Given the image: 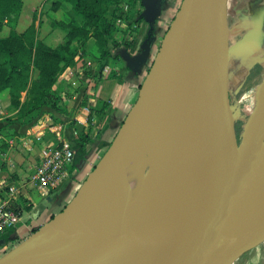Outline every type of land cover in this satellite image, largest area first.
Segmentation results:
<instances>
[{"label":"water","instance_id":"obj_1","mask_svg":"<svg viewBox=\"0 0 264 264\" xmlns=\"http://www.w3.org/2000/svg\"><path fill=\"white\" fill-rule=\"evenodd\" d=\"M140 1L149 31L137 54L124 51L121 57L133 72L143 64L149 63V68L118 132L140 120L154 77L166 64L188 114L187 127L181 129L182 146L189 148L192 136L198 151L194 150L187 167L195 176L170 187L156 204L155 236L130 232L112 248L109 264H230L248 246L264 239V209L236 233L223 231L248 158L264 148V110L236 144L228 89L227 0H181L152 60V32L162 0ZM41 259V254H34L16 264H36Z\"/></svg>","mask_w":264,"mask_h":264},{"label":"bare ground","instance_id":"obj_2","mask_svg":"<svg viewBox=\"0 0 264 264\" xmlns=\"http://www.w3.org/2000/svg\"><path fill=\"white\" fill-rule=\"evenodd\" d=\"M263 110L264 74L233 108L232 121L236 126L242 124V137ZM187 116L168 76V67L162 64L148 91L140 120L118 132L69 206L68 216L56 219V215L45 229L42 227L1 258L0 264H16L34 254L42 255L36 264H109L112 248L130 232L155 236L156 204L170 187L176 188L195 176L187 168L194 150L198 151L195 138L190 136L189 148L181 142ZM262 209L264 148H259L248 158L226 212L223 231L236 233Z\"/></svg>","mask_w":264,"mask_h":264},{"label":"crops","instance_id":"obj_3","mask_svg":"<svg viewBox=\"0 0 264 264\" xmlns=\"http://www.w3.org/2000/svg\"><path fill=\"white\" fill-rule=\"evenodd\" d=\"M28 1L32 2V0ZM44 1L36 5L34 3L27 5L26 1L22 0L21 10L15 22L12 23V28L18 33L24 32L32 24L35 16L34 23L39 38L48 46L55 47L63 41L66 31L60 26L52 25L51 21L62 19L67 9L64 2L58 9H52V4L55 2L53 0L49 3V8L55 17L48 16V21H45L41 15ZM138 1L142 5L141 1ZM69 5L71 9V4ZM179 5V0H162L160 14L152 32L154 41L150 48L151 53L154 52L159 38L168 28ZM122 12L125 13L124 6ZM22 19L25 20V27H19ZM263 20L264 0H227L228 36H230V30L233 31L239 27L242 35L238 41L244 42L245 49L251 50L249 55L259 54L261 57L264 54L263 50H256L253 47L256 44L254 43L256 34L262 33L256 29ZM118 21L120 22L117 26L119 30L114 38L119 43V47L122 48L128 41L130 46L127 51L132 55L137 54L145 38V31L149 27L148 23L142 16V21L136 23L135 31L130 36L127 30L130 19L125 15ZM10 28L11 25L5 24L0 31V36H7ZM94 43L95 40L92 37L86 41L87 53L94 51ZM108 49L114 53L111 44ZM108 58L101 61L89 60L86 55L78 59L73 67L64 70L55 84V90L61 97L60 109L46 107L30 123L7 122L6 118L13 116L17 110L10 104L9 90L0 91V188H5L12 183L19 185V192L12 201L13 207L19 213V221L10 235V240L25 236L32 228L45 223L61 201H65L73 194L74 189L77 188L78 179L88 174L87 170L103 149L102 142L108 140L111 134L118 130L134 104L139 85L143 80L142 74L130 70L122 57L118 60ZM104 104L106 117H110L104 128L99 129L95 118ZM39 119L43 123L42 127L35 125ZM48 127L51 130H48ZM83 133H89L94 140L87 147L85 159L80 161L76 169H72L71 165L68 166L53 189L47 192L40 190L33 182L32 175L38 163L41 148L49 143L57 144L59 139L72 143L76 135ZM26 206L30 208L26 209ZM48 223L49 221L42 227L44 228ZM235 261L230 264H234Z\"/></svg>","mask_w":264,"mask_h":264},{"label":"trees","instance_id":"obj_4","mask_svg":"<svg viewBox=\"0 0 264 264\" xmlns=\"http://www.w3.org/2000/svg\"><path fill=\"white\" fill-rule=\"evenodd\" d=\"M66 1L71 4L72 16L51 21L52 25L60 26L66 31L63 41L51 47L36 36L35 16L32 24L24 32L18 33L12 28V23L21 10L22 0H0V31L5 24L11 25L9 34L5 37L0 36V91L9 90L10 104L17 110L12 116L13 121L30 123L46 107L60 109L61 97L55 90L58 76L67 68L73 67L78 59L87 55L85 44L89 38L95 40L93 54L98 61L108 57L121 59L122 52L127 51L130 46V42L127 41L120 48L114 38L118 32L117 21L125 16L122 12L124 0ZM59 5L60 3L55 0L52 9H58ZM135 21L141 22L142 17L138 16ZM109 44L112 45L114 53L108 49ZM31 66L36 68L37 76L28 81L25 72ZM103 113L105 104L98 111V115ZM7 122L11 123L9 120ZM93 141L89 133L75 136L72 142L74 151L72 169H76L80 161L85 159L87 147ZM95 165H92V170ZM29 208L30 206H26V209ZM35 230L36 228H32L31 231ZM13 231L14 229H10L0 237L9 243ZM22 241L23 239L16 238V242ZM13 247L10 246V249Z\"/></svg>","mask_w":264,"mask_h":264},{"label":"rangeland","instance_id":"obj_5","mask_svg":"<svg viewBox=\"0 0 264 264\" xmlns=\"http://www.w3.org/2000/svg\"><path fill=\"white\" fill-rule=\"evenodd\" d=\"M25 1H26L27 5H29V3H34V5H36V3H39L40 1L43 2L44 0H32V2H29L28 0H25ZM52 1L53 0H46V2L44 1L45 4L41 8V15L43 16L45 21H48V16H52V18L55 17V14H52V12L50 11V8H49V3ZM56 1H58L60 4H63V2H64L65 6H66L65 8L67 10L64 11V15L62 16V18H65L68 15L72 16V13L69 9L70 5L66 0H56ZM138 2H139L138 0H136V2H132V1L130 2V1L124 0V5H123L125 8L124 15H126L130 19V22H129L128 27H127V30H129L130 36L135 31V28H136V21L135 20H136V18L138 16H141V13L144 10L142 5H140ZM180 2H181V0H179V3ZM65 14H67V15H65ZM119 23L120 22L117 21V26H119ZM260 24H261V26H260ZM24 25H25V20L22 19L19 23V27H25ZM231 28L234 29V27H231ZM118 30H119V27H118ZM256 30H258L259 32H262V33H260L261 35L256 34V36H255V34H253V36H255V42L254 43H256L253 45V47L256 50L257 49L263 50V53H264V20L262 23H259L258 28ZM148 31H149V27L145 31V33H146L145 38L147 36ZM229 34H230L229 38H230L231 44L229 43V45H230V58H229V70H228L229 71L228 72V89H229L230 107H231V110L233 113L234 106L239 104L242 96L245 95L249 91V88L252 85H254L256 83V81H258L259 78H261L263 76V74H264V54L261 57L259 56V54L249 55L251 50L249 48L245 49L244 42L240 43L238 41V38L241 37V35H242V34H240L239 27L235 28L233 31L230 30ZM36 36L39 38V36L37 34H36ZM163 36H164V34H163ZM163 36L161 38H159V41L157 42V45H156L154 52L151 53V60L153 59V57H154V55H155V53H156V51L160 45V42L162 41ZM139 51H140V47H139L138 52ZM87 57H89V60H94V59L98 60L94 56L92 51L87 53ZM108 61H109V58L107 59V62ZM148 68H149V63L143 64L139 68L138 72L142 74V76H143L142 79H144ZM25 74L27 75L28 81H30V80L36 78L37 70L35 67L31 66L29 70H26ZM232 116H233V114H232ZM95 119L97 121V124H96L97 128H99V129L104 128L106 121H107L106 114L103 113L101 115H98ZM6 120H9L12 122L13 118L11 116V117H8ZM25 120H23V121H25ZM241 125H242L241 123H239L237 126L234 123L232 125L233 138H234L236 144H238L244 138L240 135ZM117 132H118V130L114 134H111V136L109 137L108 140L102 142L103 143L102 144L103 149L100 150V154H98L95 157L94 161L92 162V165L97 164L99 162V160L104 157L103 155L105 154V152L107 151V149L111 145V143H112L113 139L115 138ZM92 165L87 170L88 174H86L83 178L78 179L77 188L74 189L73 194H71L70 197H68L65 201H61L60 205L57 206L56 209H54V213L48 216V220L45 223H47L48 221H51V217L54 218L56 216V214H57L56 219L59 217H62V216H64L65 218H66V216H68L67 210H68L69 206L78 197V194L80 193L79 190L81 189V187L84 186L87 183V181L89 180L88 178L90 177V174L92 173L91 172L92 171ZM67 205H68V207H67ZM64 208H66V210L63 213H61ZM45 223L39 225L34 232L30 230L27 232V234L25 236H22L20 238L25 240L29 236L32 237V234L38 232ZM46 226H44L43 229H45ZM0 239H2V237H0ZM27 240H25L24 242H26ZM11 242L8 244V243L4 242V240L0 241V259L3 258V256H5L8 252H10L13 248H15L14 250H16L19 246H21L24 243V242L22 244L18 243V242H16V239L11 240ZM10 246H14V247L12 249H10ZM6 257H4V258H6ZM235 260L236 261L234 264H264V239L257 240L254 244H251L250 246H248L245 250L242 251V253Z\"/></svg>","mask_w":264,"mask_h":264},{"label":"built area","instance_id":"obj_6","mask_svg":"<svg viewBox=\"0 0 264 264\" xmlns=\"http://www.w3.org/2000/svg\"><path fill=\"white\" fill-rule=\"evenodd\" d=\"M35 125L42 127L43 123L39 119ZM50 127L48 130H51ZM73 157L72 143L68 140L59 139L57 144L44 145L40 150L38 163L32 175L33 182L44 192L53 189L64 170L72 164ZM18 192L19 185L16 183L0 188V235L14 229L19 221V213L12 205Z\"/></svg>","mask_w":264,"mask_h":264}]
</instances>
